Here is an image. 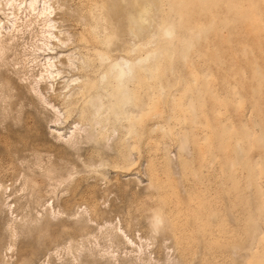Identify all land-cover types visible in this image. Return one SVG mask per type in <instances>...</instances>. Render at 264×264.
Returning <instances> with one entry per match:
<instances>
[{"label":"rangeland","instance_id":"rangeland-1","mask_svg":"<svg viewBox=\"0 0 264 264\" xmlns=\"http://www.w3.org/2000/svg\"><path fill=\"white\" fill-rule=\"evenodd\" d=\"M49 2L84 16L61 26L81 49L97 40L103 105L51 101L55 121L0 95V264H264V0ZM22 8L0 11L20 29L0 69L25 85Z\"/></svg>","mask_w":264,"mask_h":264},{"label":"bare ground","instance_id":"bare-ground-1","mask_svg":"<svg viewBox=\"0 0 264 264\" xmlns=\"http://www.w3.org/2000/svg\"><path fill=\"white\" fill-rule=\"evenodd\" d=\"M111 4L113 5V2ZM4 6H7V7L10 6L12 11L11 12L9 11L10 13H5L4 11H2L3 10L2 8V10H0L2 12L1 14H4V16H7V14L8 15L12 14L13 17H15L16 15L15 11L21 10V7L23 6L22 9L27 10L28 15L30 16L25 26H28L31 23H37L39 25V30L37 34H39L40 36L39 38L40 43L36 45L35 49H28V50L25 49V51H27L26 52L27 56L25 59L27 60L26 62H30V65L32 66V68H33V65L38 66L39 71H38V74H36L37 76L36 78L31 76L32 79L27 84L25 83V85H22L17 82L18 79L17 81H15L11 76H9L8 74H6L4 71L0 69V95L3 96V98L1 99L3 102H5L6 106L9 108V111L10 109L12 110L13 108L16 109V106H18L17 104H19L20 102H29L32 105V108L25 109L24 112L26 114L28 113L33 116L35 115V113L33 112V108H36L39 105V103H42V105L45 104L47 105V108L50 107L55 111L56 116H58L55 119L56 121L58 118H60V114H59L60 111H58L59 109L57 110V108H55V106L51 104V101L59 102L60 104H63L64 106L68 107L70 110V108L74 109L76 105H78L79 102L81 101L84 102V100H87V103H89L91 107L90 115H93L98 109H100V107L103 105L100 102V99L103 93L101 94L102 91L98 89L99 86H97L95 83L97 79L101 77V75L99 76L100 74L99 65L95 63V59H98V56L96 53L91 52L93 50H99V49H96L97 40L95 41L94 39L90 40L91 42L90 46L93 49H81V47L86 46L84 45V43H82L84 39L76 37V36L72 37V34H70L68 30L61 29L62 25H68V24L81 25L83 24L82 21L84 19L83 18L84 16L80 14L73 16L66 10L61 11L62 8H61L60 3L53 6V4L49 2V0H27V1L26 0H5ZM55 10L60 11L61 14ZM128 10L127 12L125 11V18L128 19L129 21L131 20V24H132V22H135V21L131 18L132 11L130 10L131 11L130 12ZM120 12L121 11H119V13ZM57 13L60 14L59 24H57L58 18L55 17ZM107 14L108 13H105V15ZM122 14L123 13H120L121 16ZM111 15L112 14H110V16L108 17V22H109L108 26L113 28L112 27L113 18L111 17ZM10 21H12L11 27L9 26L10 29H8L7 31L3 33L1 30L3 28V25L1 24L3 23V21L1 22L0 20L1 22L0 23V65L5 59V54L9 50H11L10 47H12L11 44L16 37V34H17L16 32L20 31V29L17 28L18 26L15 25V19L10 20ZM138 28H140L139 24H138ZM5 35H8V37H5ZM110 50L112 51L113 49H110ZM83 52L88 54V57H90V60H86L84 58ZM51 54L53 55L51 56ZM48 55L50 56L47 57ZM40 56H43V58H41L42 61L41 59H39ZM111 67L114 68V70L115 68L117 69L113 71L112 77L115 76L117 78L118 73L121 75L123 74L122 67L120 66L117 67L116 64H113ZM19 77H21V75ZM64 77H66L67 79L63 83H61L60 79ZM81 77H84L86 81H81V80L79 81L78 79ZM21 78H20V81H21ZM53 83H55L56 85L54 84L55 86H53ZM105 85H108V84H105ZM23 88H27V90L23 91L22 90ZM12 89H15L13 93L11 92ZM44 91L49 92L47 96L46 94L45 96L42 95L44 94L43 93ZM106 94L113 97L111 90H109V92ZM108 103L109 105H111V108L115 107V100H110L108 101ZM119 103L120 105H122L123 100H120ZM143 106H144V99L141 98L137 107L138 109L140 108L143 109ZM83 108H84L83 105L82 106L80 105L77 107V110L81 113V112H84ZM3 114H6V113L3 112ZM35 117L36 116H33V118ZM51 120L53 119L51 118ZM5 126L8 127V124H6ZM75 126L77 127L76 124ZM87 130H89V128ZM85 133H87V131H85ZM90 133L92 134L91 131Z\"/></svg>","mask_w":264,"mask_h":264}]
</instances>
